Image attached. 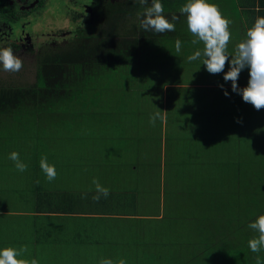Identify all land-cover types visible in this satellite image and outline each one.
<instances>
[{"label": "rangeland", "instance_id": "1", "mask_svg": "<svg viewBox=\"0 0 264 264\" xmlns=\"http://www.w3.org/2000/svg\"><path fill=\"white\" fill-rule=\"evenodd\" d=\"M122 1L118 0V2ZM49 4V9L28 26V31L33 34L53 32L60 35L64 32L63 36H65V33L71 30L69 20L65 16L69 6L66 4L61 10L60 5L59 9L56 8L59 4L57 0H52ZM219 6L224 11L232 7L228 3L226 5L222 3ZM136 25V19L128 17V20L122 23L120 31L130 33ZM233 28L236 32L245 34L240 29V25ZM234 36L231 41L240 42L244 38V35L235 34ZM36 37L37 42L45 41L44 38L40 39V35ZM69 39L71 38L58 39V46H64ZM8 46L22 58L24 66L18 73L4 72L0 66V86L30 87L34 85L39 52L35 51L36 49L30 50L28 47L19 48L14 45V41L10 44L0 43V47ZM108 76L114 80L111 84L108 80L110 87L98 86L94 99H78L83 104L63 103L62 105L60 102L58 109L48 106L47 110L35 113L30 111L19 117L0 121V160L4 159L0 165V176L2 181H6L0 184L2 191L0 198L11 195L4 191L9 190L10 187L20 192L15 194L16 199H0L2 212L8 214L14 212L12 215H4L1 218L6 220L7 228L14 223L18 225L17 228L26 225V222H23L25 217L20 214L29 213L35 206L30 199L32 196L30 192L34 189L32 175H36L37 181L42 183V186H46L45 188L62 187L60 182L44 184L46 178L40 169L39 162L41 156L46 155L48 162L55 165L56 178L65 180L69 186L73 181L79 189L85 187L95 190L92 184L95 178L104 187L136 194L139 207L137 214L141 218L132 216L136 219L133 220L131 216H118L114 224L111 223L109 227L100 231L102 246L91 257L95 264H99L102 258H110L114 262L122 258L126 264H138L136 263L138 255L135 252L138 251L140 243L132 236L143 235L141 240L146 237V241L149 239L151 243L155 239L152 238L155 231L153 228L169 227L173 221H176L175 227L179 229L181 239L188 247L199 245L202 242V235L206 236L205 234L212 229L210 224L205 230L198 226V222L205 214L203 198L208 195V204L213 203V209H222L226 206V199L220 200L214 197L210 201L212 191L225 193V189H229L228 183L221 178L216 181L217 184L223 183V188L220 187L219 190L214 188L215 180L209 170V157L217 154L216 161H225L226 164L229 155H233L234 147L225 144L224 148H221L222 144L216 146V143L211 140L205 141L202 145L198 144L201 137L192 136L196 129L191 128V119L186 124L181 120V128L180 123L171 126V119L166 114L163 120L157 119L153 126L150 123V117L157 109L160 110L161 106H165L161 103V99L151 98L149 95L141 98L144 95L142 94L134 98L130 97L124 104L118 106L119 101L116 96L122 89L117 87L118 80L115 79L114 72ZM156 76H159L158 80L143 79L144 87L146 90L157 87L159 93L162 82L169 81V74L159 72L157 68ZM247 81L248 69H245L240 74L239 87H246ZM221 85L229 95L226 97L222 90L219 100L227 102L231 114L239 117L244 130L238 132L228 127L229 130L220 134V141H223L222 138L227 139V136L239 139L238 149L235 148L237 152L240 151L238 160L244 163V168L252 167L244 171L241 187L247 186L246 182H249L250 178L257 179L258 182L255 184L257 186L262 180L259 173L264 165V109L256 111L252 105L244 103L240 95L232 92L231 82L223 81ZM190 87L192 86L189 85L188 88ZM207 90H192L191 94L195 96ZM133 99L139 100L133 101ZM157 101H159L158 106L155 105ZM123 106L128 107L129 113H116ZM218 109L224 111L221 114L223 118L228 117L229 110L226 106L218 105ZM244 137L245 149L249 145L258 146L260 159L259 155L254 153L253 163L250 162V155L246 156L243 153ZM13 151L18 152L21 160L28 165L27 171L19 172L15 169L14 163L8 158ZM216 161L211 168L212 173L215 176L223 175L221 170L216 168ZM35 164L38 166L37 169L34 168ZM208 214L218 218L217 214L211 213L210 210ZM158 216L161 218L157 219ZM70 249L72 247L64 248L63 258ZM116 249V253L110 255L111 250ZM124 249L127 254L123 251ZM44 252L46 255L47 251ZM160 259V257L152 259V263H157ZM48 260L46 256L45 264H48ZM75 261L70 264H88L80 259Z\"/></svg>", "mask_w": 264, "mask_h": 264}, {"label": "trees", "instance_id": "2", "mask_svg": "<svg viewBox=\"0 0 264 264\" xmlns=\"http://www.w3.org/2000/svg\"><path fill=\"white\" fill-rule=\"evenodd\" d=\"M228 1L209 0L210 3L219 5L227 4ZM233 1L236 4L235 0ZM161 2L166 17L170 19L172 15L179 16L174 32L158 34L143 30L137 14L141 13L145 6L141 5L140 0H123L104 8L105 11L102 12L103 16L97 26H89L77 31V36L67 40L64 46L49 45L39 54L34 85L0 86V121L22 116L30 111L35 113L47 110L48 106L58 109L60 102L62 105L83 104L78 99H94L98 86L110 87L108 80L110 84L114 80L108 75L114 72L115 79L118 80L117 87L122 89L116 96L119 101L118 106L124 104L130 97L134 98L142 94L144 95L141 98H146L148 95L151 98H160L161 103L165 105L161 106L160 110L165 111L169 116L171 126L179 125L181 120L186 124L191 119V128L196 129L192 136L201 137L198 144L202 145L205 141L211 140L216 146L222 144L221 148H224L225 144L234 147L233 155H229L226 164L225 161H216L217 154L209 157V170L215 180L214 188L219 190L224 186L223 183L217 184L216 179L221 178L228 183L229 189H225V193L212 191L210 201L214 197L220 200L226 199V206L222 209H213V203L208 204V195L203 198L205 214L198 222V226L205 230L211 225L212 229L205 234L206 236L202 235V240L200 239L202 242L197 246L188 247L179 234L173 236L174 245H168L167 242L160 241L157 235H152V238L156 239L155 247L148 251L149 254L146 256L148 263L142 264H256L257 253H253L248 248L247 242L257 234L248 228V224L257 216L264 214V165L262 171L258 172L262 180L257 186L255 185L257 179L250 178L249 182H246L248 185L241 187L244 171L252 167L244 168V163L238 160L240 151L237 152L235 148L238 149L239 139L227 136V139L222 138L221 142L220 134L229 130L228 127L238 132L243 131L244 128L240 122H237L239 117L231 114L228 104L227 118H223L221 114L224 111H220L216 105L199 110L201 105L197 103L201 100L200 97L206 100L207 96L205 94L192 96L191 92L204 90L202 86L208 84V74L202 65L203 57L192 62H189L187 57L197 50H202L203 45L192 44L194 37L187 30L185 16L179 12L186 0H161ZM221 11L229 18L227 11L224 12L223 9ZM128 17L136 19L137 25L131 30V34L129 31L121 33L122 23L128 20ZM0 18H5L1 1ZM177 39L182 42L180 52L175 49ZM157 68L159 72L169 74V81L162 82L159 93L157 87L146 90L143 81V79L158 80ZM189 85L195 87L188 88ZM182 86L186 87L182 88ZM135 100L139 99H133ZM155 105L158 106L159 101L155 102ZM116 113H129V109L123 106ZM180 127L182 128L181 123ZM243 153L246 156L250 155L251 163L254 161V153L258 154L260 159L256 144L249 145L245 149V137ZM202 157H205L204 153ZM214 161L217 162L216 168L221 170L223 175H213L211 168ZM2 162L4 159L0 160V165ZM37 167L35 164L34 168ZM48 200L51 201L49 204L56 201L54 208H51L52 213H63L60 209L63 200L60 195H50ZM209 210L217 214L218 218H214L213 214L209 215ZM259 255L264 257V251ZM158 257L161 258L159 262L152 263V259Z\"/></svg>", "mask_w": 264, "mask_h": 264}, {"label": "crops", "instance_id": "3", "mask_svg": "<svg viewBox=\"0 0 264 264\" xmlns=\"http://www.w3.org/2000/svg\"><path fill=\"white\" fill-rule=\"evenodd\" d=\"M229 0L228 4L232 7L228 8L227 15L230 20L235 23L233 26H239L240 29L246 33L247 28L251 27L257 16H264V0ZM226 5V3H224ZM233 8V6H235ZM225 12V11H224ZM239 25H237V24ZM230 26L232 37L234 35H244L236 32ZM235 45L238 41H231L228 47L229 56L235 54ZM231 57L229 58L230 61ZM228 70V65L226 64L225 72ZM208 74L207 81L208 84L202 86L203 89H208L199 94H205L207 99L204 100L200 97L197 105H201L199 110H205L206 108H211L213 105L226 106V101L219 100L221 97L222 89L219 87L224 81V73L212 75ZM192 87H195L191 85ZM186 86H182L184 88ZM188 87V86H187ZM191 88V87H190ZM1 175V173H0ZM33 176L34 189L30 192L31 198L35 203V206L29 213L20 214L25 217L23 222L26 225L17 228L16 223L13 226L6 227V220L1 217L4 215H12L2 212L0 210V248L12 246L19 248L21 246L27 245L29 253L25 254V258H37L39 264H45L46 256L49 259L48 264H70L73 261L80 259L84 263L95 264L93 258H91L96 250L102 246L100 231L106 229L114 224L116 217H138V199L135 193L122 192L114 188L110 189V194L107 198L101 196L100 200L94 201L93 196L96 195V191L90 188L79 189L73 181H71V186L65 180H60L59 177L56 178L53 183L60 182L62 187H55L53 189L45 188L42 183H37V176ZM6 181H2L0 176V184H4ZM30 182V180H29ZM52 182L47 180L44 184L51 185ZM72 187V188H70ZM5 192L11 193L7 197L0 198L2 200H13L16 199L15 194L20 192L13 190L12 187L9 190H4ZM24 191V190H23ZM2 191L0 190V193ZM39 194V195H38ZM43 194V196H42ZM60 195L63 199L61 202L60 209L63 213H52L51 208L56 205V201L52 204L50 200L47 201L50 195ZM41 200L45 201L42 202ZM59 202V200H57ZM31 203V204H32ZM43 203V204H42ZM45 203V204H44ZM20 213V212H17ZM27 217V218H26ZM132 217L133 220H136ZM161 218V216H158ZM176 221H173L169 227H164L163 229L155 230L153 235H157L158 239L169 244H173V236L179 235V229L175 227ZM112 224V226H113ZM132 232V231H131ZM133 235V234H132ZM148 235V234H147ZM71 236V237H70ZM143 235H133L132 237L139 242L140 246L138 251L135 252L138 255V264L146 263L148 260L146 256L155 247V239L150 243L149 239L146 241L141 240ZM146 236V235H145ZM71 239V240H70ZM145 244H143V243ZM70 249L65 257L63 258L64 248ZM47 251L46 255L44 251ZM116 250H111L110 255H114ZM126 253V250H123ZM121 252V253H124ZM127 254V253H126ZM76 262V261H75ZM133 263V262H132Z\"/></svg>", "mask_w": 264, "mask_h": 264}, {"label": "clouds", "instance_id": "4", "mask_svg": "<svg viewBox=\"0 0 264 264\" xmlns=\"http://www.w3.org/2000/svg\"><path fill=\"white\" fill-rule=\"evenodd\" d=\"M144 5L143 11L138 13L140 27L145 31H153L158 34L174 32L179 16L172 15L169 19L164 15L165 9L161 0H140ZM179 12L186 18L188 32L194 37L192 44H202V50L195 51L187 57L189 62L203 57L202 65L212 75L224 73V81L231 82V90L242 97L244 103L252 105L256 111L264 109V16H257L251 27L247 28L244 38L235 45V54L229 56L228 45L231 42L232 33L230 26L232 21L225 17L219 7L209 0H186ZM182 42L175 41V49L180 52ZM231 57L230 61L229 58ZM226 64L228 70L225 72ZM0 66L4 72L18 73L24 66L21 57L14 53L12 47H0ZM248 69V81L246 87H239L238 80L243 70ZM219 87L224 90L223 85ZM224 95H229L224 90ZM166 112L157 109L150 117V123L155 126L156 120H163ZM238 123L240 121H237ZM19 172L27 171L28 165L21 160L18 152H11L8 157ZM40 169L48 182L56 179L57 171L54 164L48 162V157L40 158ZM39 183V181H37ZM96 195L94 201H99L101 196L107 198L110 189L104 187L98 179H93ZM248 228L257 235L249 239L248 248L257 253L256 264H264V257L259 253L264 251V214L248 224ZM29 253L27 245L19 248L7 246L0 248V264H39L37 258H25ZM99 264H126L124 259L114 262L110 258H102Z\"/></svg>", "mask_w": 264, "mask_h": 264}, {"label": "flooded vegetation", "instance_id": "5", "mask_svg": "<svg viewBox=\"0 0 264 264\" xmlns=\"http://www.w3.org/2000/svg\"><path fill=\"white\" fill-rule=\"evenodd\" d=\"M5 11V18H0V43L14 41V45L42 53L49 45L58 46V39L73 38L77 36V31L86 29L89 26H97L101 20L102 12L109 4H114L118 0H57L62 10V6L68 4L65 13L69 20L70 31L60 34L40 33L28 31V26L36 21L44 11L49 9L52 0H0ZM105 8V9H104ZM37 18V19H36ZM33 26V24H32ZM37 35L45 41H36ZM34 43V44H33Z\"/></svg>", "mask_w": 264, "mask_h": 264}]
</instances>
